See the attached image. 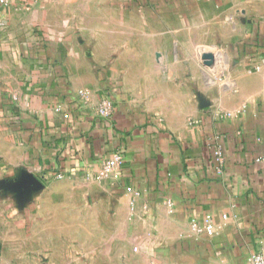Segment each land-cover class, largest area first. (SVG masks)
I'll list each match as a JSON object with an SVG mask.
<instances>
[{"label":"crops","instance_id":"1","mask_svg":"<svg viewBox=\"0 0 264 264\" xmlns=\"http://www.w3.org/2000/svg\"><path fill=\"white\" fill-rule=\"evenodd\" d=\"M21 173L42 187L2 189ZM0 210V264H249L264 249V0L0 5Z\"/></svg>","mask_w":264,"mask_h":264},{"label":"built area","instance_id":"2","mask_svg":"<svg viewBox=\"0 0 264 264\" xmlns=\"http://www.w3.org/2000/svg\"><path fill=\"white\" fill-rule=\"evenodd\" d=\"M6 3H7V0H0V5H5ZM89 94H90L89 91H86V90L78 92V95L82 98L83 102H86L88 100ZM11 99L13 101H16L15 96H11ZM110 109H111V102L108 98H105L98 105L96 112L98 116L104 118L110 115ZM215 116L225 117V116H230V115L216 113ZM212 160H213L214 167L219 172L221 168L223 167L224 161H225V154H224L222 146L219 143V137H215L213 141ZM123 163H124V160H123L122 154L120 152H115L108 159L102 162L99 170L96 172V176L99 179H108L111 177L115 178L116 172L122 167ZM55 178L60 180L63 178V175L56 174ZM166 204L167 206H171V202H167ZM203 229L208 235H211L213 233L212 218L210 215L205 216ZM249 264H264V249L251 254L249 257Z\"/></svg>","mask_w":264,"mask_h":264},{"label":"water","instance_id":"3","mask_svg":"<svg viewBox=\"0 0 264 264\" xmlns=\"http://www.w3.org/2000/svg\"><path fill=\"white\" fill-rule=\"evenodd\" d=\"M1 186L5 191L16 192L18 197L21 198L32 191H37L42 187V184L34 176L21 173L3 181Z\"/></svg>","mask_w":264,"mask_h":264},{"label":"rangeland","instance_id":"4","mask_svg":"<svg viewBox=\"0 0 264 264\" xmlns=\"http://www.w3.org/2000/svg\"><path fill=\"white\" fill-rule=\"evenodd\" d=\"M1 212H2V211L0 210V215H1Z\"/></svg>","mask_w":264,"mask_h":264}]
</instances>
